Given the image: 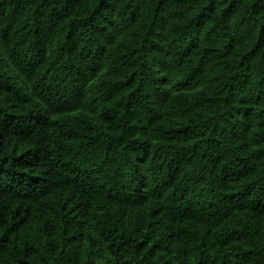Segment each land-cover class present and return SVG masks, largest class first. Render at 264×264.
Here are the masks:
<instances>
[{
  "label": "trees",
  "instance_id": "16d2710c",
  "mask_svg": "<svg viewBox=\"0 0 264 264\" xmlns=\"http://www.w3.org/2000/svg\"><path fill=\"white\" fill-rule=\"evenodd\" d=\"M0 264H264V0H0Z\"/></svg>",
  "mask_w": 264,
  "mask_h": 264
}]
</instances>
